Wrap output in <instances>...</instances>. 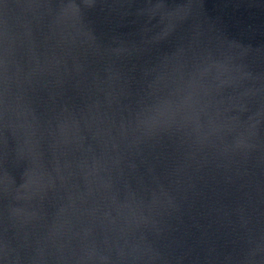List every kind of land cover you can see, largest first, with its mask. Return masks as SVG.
Returning <instances> with one entry per match:
<instances>
[{"label": "water", "instance_id": "1", "mask_svg": "<svg viewBox=\"0 0 264 264\" xmlns=\"http://www.w3.org/2000/svg\"><path fill=\"white\" fill-rule=\"evenodd\" d=\"M0 264H264V0H0Z\"/></svg>", "mask_w": 264, "mask_h": 264}]
</instances>
